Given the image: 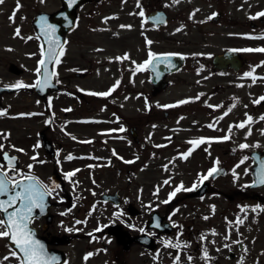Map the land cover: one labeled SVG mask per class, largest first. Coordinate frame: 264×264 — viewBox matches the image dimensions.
Wrapping results in <instances>:
<instances>
[{"label":"flooded vegetation","instance_id":"obj_1","mask_svg":"<svg viewBox=\"0 0 264 264\" xmlns=\"http://www.w3.org/2000/svg\"><path fill=\"white\" fill-rule=\"evenodd\" d=\"M31 1L36 2L4 0L5 20H27ZM49 1L52 7L33 13L29 18L31 27L26 28L34 43L27 44L26 49L32 48L33 56L22 55L23 59H19L23 64L33 61L38 70L41 45L33 26L34 17L40 12L54 14L62 9L70 16L73 9V27L64 34L63 55L58 64L52 63L56 75L50 89L42 92L35 91V87H12L18 82L34 85L39 73L37 71L32 83L17 81L23 69L16 62L7 61L5 46L0 45V112L4 113L0 115V171L8 170L4 160L7 154L15 158L16 172L30 174L44 185L57 186L53 195L46 197L44 214L38 209L34 211L37 219L30 227L35 238L63 264H148L149 253L158 245L162 247L161 254L155 253L159 264H199L193 259L194 255L204 256L205 251L207 256L214 255L213 258L224 253L226 264H264V186L243 187L253 184V168L256 171L258 162L264 160V120L260 119L264 116V101L254 103L264 97V52L241 51L264 48V38H260L264 37V17L249 18L264 12V0H179L178 3L176 0H76L71 8L64 0ZM22 10H28L23 17ZM141 10L144 17L139 15ZM156 16L162 18V23L153 22ZM119 17L132 21L127 35L112 32L117 27H111ZM53 25L55 27V22ZM17 29L13 26L0 30V41L16 36ZM96 31L110 36L112 46L137 47L142 52L138 57L143 63L148 55L145 58L142 54L151 47L155 55H183V65L165 75V86L157 91H164L177 82L207 85L208 91L194 96L185 113L173 115L176 121L171 129L180 134L179 138L163 139L158 147L163 161L159 167L165 174L177 169L168 172L169 178L165 180L168 183L163 182L161 193L169 195L180 185L184 189L194 184L198 187L191 192L180 191L159 208L150 206L151 193L147 185L150 176L144 186L146 208L142 210L135 205V144L140 139L137 133L135 139L131 129L137 131L132 123L125 128L132 120L128 114L136 102L133 91L124 85L135 73L134 68H123L119 76L124 82L121 91L116 86L105 97L88 95L97 93L86 87L87 79L92 86L97 78L89 76L96 66V53L92 50L91 59H87L83 37L90 39L88 34ZM167 31L178 37L168 39ZM168 40L169 50L166 48ZM73 41L78 42L79 50L73 46ZM123 61L118 63L122 65ZM10 65H15L20 72H12ZM72 68L76 69L72 73H60ZM137 72L145 73L144 80L150 84L149 69ZM184 72L191 76L181 75ZM248 72L257 77L255 82L245 76ZM205 98L209 100L208 105L203 101ZM108 114L110 120L106 122L103 116ZM168 117L169 112L164 111L162 119ZM248 117L252 118L251 122H247ZM103 122L112 129L111 138L102 141L99 136L97 141H89L91 136H87L85 130L101 128ZM241 123H245V127L237 128ZM121 128L125 130L120 131ZM200 130L208 132L204 140L211 142L193 148L188 143L192 140L185 137L195 134L193 140H199ZM225 136L229 138L224 140ZM93 144H97V154L88 155L86 148ZM241 144L249 147L241 149ZM69 156L72 159H67ZM87 161L96 163L94 187L84 181V176L90 174L84 168ZM213 167L219 172L201 182L200 177ZM16 172L9 171V175L14 176ZM70 172L75 175L65 179ZM253 208L257 210L252 211ZM152 212L159 213L161 230L151 228ZM0 218H4L2 213ZM238 218L243 223H237ZM201 236L205 239L201 240ZM165 243L180 247H165ZM0 244L13 251L7 239L0 238ZM88 253L93 255L85 261ZM252 257H256L255 261H248Z\"/></svg>","mask_w":264,"mask_h":264},{"label":"rangeland","instance_id":"obj_2","mask_svg":"<svg viewBox=\"0 0 264 264\" xmlns=\"http://www.w3.org/2000/svg\"><path fill=\"white\" fill-rule=\"evenodd\" d=\"M18 1L19 0H17V2ZM24 5L28 4L24 3ZM31 5V11L28 13L29 18H31L33 13H35L37 10H48L52 7L49 0H36L35 3L31 1ZM180 6H183V4H180ZM4 10L7 11L6 3L0 5V30H8L9 27L11 28L13 26H17L19 32L23 33L22 35H16L11 37V39L10 36L3 38L0 41V45L3 44V46H5L7 61H14L16 62L18 67L23 69L22 76L16 78V80L24 82L29 81L30 83H32L35 77L37 76L36 64L33 65V61L26 62L25 64H23L22 61L19 59L20 57L23 59L22 55L33 56L32 48L26 49L27 44H34L33 41H31V33L30 35L27 34L29 29H26L28 27H31L29 23L30 19L28 18L27 20L24 19L23 21L18 20L15 22H9V20H5L6 13H3ZM118 11H125V9H119ZM26 12H28V10H22L21 16H25ZM131 22L132 21L130 19L119 17V19H117L111 27H117L114 28L112 32H116L119 35H127V33H129L132 28ZM88 36L91 38L87 39L86 36L83 37V40L86 42V46H84V48L86 49L87 59H91L92 50L96 53V66L94 68L93 73L89 74V76H96L97 78L94 84L92 82V86H90L89 84L90 79H87V89L91 91H96L97 93H107L110 89H113L114 87L116 88L118 84L120 91L123 82L120 81L119 76L121 75L123 68H134L135 71L138 65L140 63H143L141 61V58L139 59L138 57V54H141L142 52H140L134 45H130L127 48H123L121 46H112L111 42L109 41L110 36L105 35L104 32L96 31L93 33H89ZM167 37L169 39L170 37L176 38L178 36L171 34L170 31H167ZM120 38H122V36ZM35 43L38 46V43L36 41ZM73 46L77 50L80 49L78 42L75 43L73 41ZM152 48L153 47L148 50L146 49L142 55H145L146 58L149 52L153 53L154 50ZM166 48L167 50L170 49L169 40L167 41ZM99 49H102V51H100ZM125 56H127L128 58L123 59V57ZM118 57L121 59H117ZM121 60H124L121 63L122 65L118 63ZM99 63H102L101 67L96 68ZM60 64L62 65V63ZM1 66H4L3 62L1 63ZM73 68L69 69V71L67 70L66 72L61 71L60 73L67 75L68 72L72 73L76 70ZM5 69L6 74L8 75L7 66H5ZM181 75L191 76V73L184 72ZM144 77L145 73L142 74L136 71V73L132 75V78L128 80L129 90L133 91V98L136 103H134L135 106L131 114H128L130 117H132V120L128 122L127 126H125V128H127L132 123L136 127V131L140 139V141L135 144V174L133 179V188L135 193V205L136 207H140L142 210L146 208V204L144 203L143 197L145 191L144 186L146 185L145 182L148 176H150V183L147 184L148 189L151 193L150 206L153 205L154 208H159L161 207V205L163 206L162 203L164 201V198L169 197L168 194L164 195L163 193H161V189L163 188V182L169 178L168 172L173 173L177 169H173L172 167L171 169L173 170L167 171V174H165V171L159 167L162 166L163 161L162 155L158 153L157 146H159L160 141L163 139L177 140L179 138L180 134L172 131L171 129L175 126L174 121H176L173 115H179L177 114L179 112L181 114L185 113L187 107H191V103L193 101L194 96L202 94V91H208L206 84L177 82L170 84V87L166 88L164 91H160L154 95H149V92L151 91V85L144 80ZM198 91H200V93H198ZM141 98H143V101L141 100ZM185 100L189 102L184 104L180 103L181 101ZM203 101L207 105L209 104V100H207L206 98ZM167 105H175V107H165ZM164 111L169 112V117L167 119H162V113ZM88 116L90 115L88 114ZM103 118L107 120L106 122H109L110 114L104 115ZM106 122H103L101 128H93V130L87 128L85 130L84 133H86L87 136H91V138H88L89 141H97L99 136L102 137V141L109 140L111 138L112 129ZM148 122L150 123L148 124ZM152 125H154L155 127H152ZM166 127L167 129H165ZM207 134L208 132L200 130L199 133H197V138L207 139ZM185 138L188 140H193L195 139V134H192L191 136H186ZM96 146L97 144H93L92 146L88 145L86 148V153L88 155H96ZM148 165H150L151 168H146ZM84 168L90 173L84 176V181L87 184H90L91 187H94L97 178V174L95 173L97 171L96 163L92 161H87L84 165ZM216 210L218 211V207H216ZM199 244V252H201L203 251V249L201 248L202 244L201 242ZM160 248L162 247L158 245L155 251H151L149 253L150 261L148 264H159L157 258L158 256H156L155 253L158 252L159 254H161ZM192 248L194 249L193 245ZM136 254L138 253L136 252ZM224 255L225 254L223 253L220 254L219 257L213 258L214 255L211 254L210 256H207V259H204V256L199 253L194 255L193 259L199 264L202 262H209L210 264H226L227 262L225 260ZM5 256H8L9 259L3 260ZM255 259L256 257H252L248 261L254 262ZM139 261L141 260L139 259ZM0 264H16L15 258L11 257V252L5 247V244H0Z\"/></svg>","mask_w":264,"mask_h":264},{"label":"snow or ice","instance_id":"obj_3","mask_svg":"<svg viewBox=\"0 0 264 264\" xmlns=\"http://www.w3.org/2000/svg\"><path fill=\"white\" fill-rule=\"evenodd\" d=\"M4 0H0V4H2ZM178 3L179 0H176ZM68 7L71 8L75 3L76 0H67ZM139 7V4L137 5ZM139 15L141 17H144L143 10L140 11ZM215 14H213L214 16ZM258 17H264V12L257 13L256 16L249 17L250 19H257ZM12 19V17H10ZM209 19H212V17H209ZM154 23H162V18L160 16H156L153 18ZM46 25V22H44ZM143 27V23H142ZM56 29L51 26H42V34L45 35V37L54 36ZM16 35H19V29L16 30ZM264 38V37H260ZM49 43V50L47 53V61L45 59H41L39 64L41 66L46 65L48 62H54L59 63L60 56L63 55V47L61 46L59 40L57 39H49L47 41ZM148 44H151V41L147 42ZM56 49H59V51H56ZM241 51L245 52H264V48H256V49H242ZM41 55L44 56V52H41ZM128 57L125 56L123 59H127ZM183 59V57H181ZM121 59V58H117ZM156 62L155 64L153 62ZM163 64L165 68H171L172 65H170L169 57H158L155 54L149 52L148 54V60L145 61L143 64H141L137 71H144L151 66L152 71H156V68ZM38 73L40 69L38 68ZM255 69H253V72ZM253 72L245 73L246 77H250L253 82L256 81L257 77L253 75ZM55 72H48L47 68H44L43 72V78L38 79L34 85H25L22 83H17L13 85L12 87L20 89V88H26V87H38L41 91H43L44 88L51 86V77L55 76ZM115 90V87L113 89H110L107 93H88V95H101V96H108L111 94L112 91ZM199 97H197L198 99ZM261 101H264V97H260L258 100L254 101V103H260ZM189 101H181V104L188 103ZM165 107H175V105H167ZM231 109H229L230 111ZM228 113L225 112V115ZM0 115H4V113L0 112ZM261 120H264V116L260 117ZM252 118L248 117L247 122H251ZM208 127H212V125H208ZM237 128H244L245 123H241L239 125H236ZM125 129L121 128L120 131H124ZM231 131V128H230ZM250 134V133H249ZM229 137L225 136L223 137L224 140H227ZM211 141L199 139V140H192L189 141L193 148L198 147L201 144L210 143ZM159 147V146H157ZM249 145L241 144L240 148H248ZM22 151V150H18ZM191 151V150H190ZM185 153L184 158H187V155L190 154ZM32 159H36L35 157H32ZM67 159H72V157H68ZM247 159V158H245ZM4 160L7 161V168L6 171H0V197H7L6 199H0V213L4 214V218H0V238L7 239L11 241L12 244L15 245V248L18 251H12L11 257L15 258L19 261V264H60V261L58 257L55 255H50L48 251L46 250L45 245L40 242L38 239H36V234L30 227V225L33 223L35 219H37L36 215L34 214L35 210H39V213L41 215L44 214L46 205V197H51L53 195V192L56 189V185L47 186L42 184L36 177L27 174L22 175L18 172H16V169L14 168V157H9L7 154L4 155ZM126 163H133V161H126ZM218 163V162H217ZM243 163V160L241 161ZM239 165H237L238 167ZM9 171L16 172V175L10 176ZM31 172V165L29 166V173ZM219 172V169L216 167H213L208 171V173L204 176L200 177V181L203 182L204 180L209 179L210 177H214ZM73 175H75L74 172L67 173L65 175V179H70ZM235 172L233 171V176L235 177ZM17 176H21L20 179H17ZM165 183H168V181H165ZM257 186H264V160H261L258 162V168L255 171L254 174V181L251 185H245L243 187H257ZM198 185L194 184L192 188L184 189L183 185L177 186L173 192L169 194L168 200L163 201V203L167 204L169 203L180 191H194ZM259 206H257L258 208ZM11 209V211H9ZM256 208H253L252 211H256ZM241 211H244L242 208ZM66 213H61V215H65ZM120 215L119 213L117 216ZM207 219V217H205ZM77 224L81 223L80 221H76ZM237 223H243L242 219L237 220ZM155 227H159V225H154ZM68 231H71V229H68ZM97 231H100V229H97ZM143 231V229L141 230ZM215 235V233H213ZM91 235V234H89ZM201 240H204L205 237L201 236ZM165 247H180V245H172L170 243H165ZM93 255L92 253H88L84 256V260L87 261L89 257ZM204 259H207V252L204 253ZM9 257L5 256L3 260H8ZM178 259V258H177ZM67 264V262H65Z\"/></svg>","mask_w":264,"mask_h":264},{"label":"water","instance_id":"obj_4","mask_svg":"<svg viewBox=\"0 0 264 264\" xmlns=\"http://www.w3.org/2000/svg\"><path fill=\"white\" fill-rule=\"evenodd\" d=\"M63 15H64L63 12L60 11V12H56L53 15H49L46 13H40L35 17L34 24H35V27L37 29V33H38L40 40H41V43H42V51L44 52V56H42L41 59H45L47 61V53L49 50V43L47 41L49 39H57V40H59L61 46H63L64 38H63L61 33H63V31H65V27L60 28L59 31L56 30L54 36H50V37L46 38L45 35L42 34V26H51V24L53 23V20L58 21L59 19H61L63 17ZM44 22H46V25L44 24ZM56 51H59V49H56ZM165 56L169 57L170 65H172V67L170 69L165 68V66L163 64H160L156 68V71L154 72V71H152L151 66H149V69L152 72V83L154 86H157L159 84V82H161L162 76L165 73H171V72L177 70L179 68V66L181 65V63L183 62V59L181 58L182 56H180V55L179 56L178 55H160L158 57H165ZM51 63L52 62H48L44 66L40 65V68H41L40 79L43 78V72H44L45 67L47 68L48 72H50V73L52 72L51 71ZM153 63L155 64L156 62L154 61ZM50 79H51V83H52V77ZM46 88H44L43 90H46ZM38 89H40V88H38ZM10 245L13 248H15V245L12 244L11 241H10Z\"/></svg>","mask_w":264,"mask_h":264}]
</instances>
